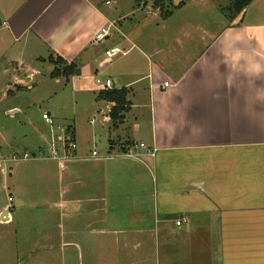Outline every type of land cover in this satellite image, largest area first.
Returning <instances> with one entry per match:
<instances>
[{"label":"crops","instance_id":"crops-1","mask_svg":"<svg viewBox=\"0 0 264 264\" xmlns=\"http://www.w3.org/2000/svg\"><path fill=\"white\" fill-rule=\"evenodd\" d=\"M203 2L211 0H173L169 17ZM105 3L0 0V101L10 99L7 114L26 112L19 91L39 85L36 64L54 68L50 56L77 63L78 74L56 81L92 92L108 114L114 103L98 93L128 89L124 121H103L114 133L105 153L92 156L94 129L84 141L74 119L64 126L75 135V157L60 165L44 153L19 164L15 175L9 166L14 194L0 207V223H14L23 243L34 237L27 216L48 220L50 232L39 226L37 239L50 241L51 264L69 262L68 247L80 248L86 264H264V0H252L215 31L167 17L156 26L159 35L142 16L144 1L127 9ZM103 26L109 35L95 42ZM112 47L123 52L116 61L106 56ZM107 63L117 69L102 84ZM50 130L11 142L5 160L50 150L60 138ZM134 141L155 155H121ZM31 183L39 189L22 194V184Z\"/></svg>","mask_w":264,"mask_h":264},{"label":"rangeland","instance_id":"rangeland-1","mask_svg":"<svg viewBox=\"0 0 264 264\" xmlns=\"http://www.w3.org/2000/svg\"><path fill=\"white\" fill-rule=\"evenodd\" d=\"M105 1L106 0H101V3L106 4ZM110 1L111 4L106 5L107 8L120 5L123 9L132 6L135 7L137 3L139 4L141 1H144V6L148 7H145L146 9L144 10V14L142 12V16H147V19L150 20V26L154 25L151 27L152 30H150V32H153V35L160 34L155 30L156 26L166 20L162 17L161 10L154 6L155 0ZM174 1L178 2L179 0ZM232 1L211 0V2L201 3V5L192 3L178 11L174 18L171 19L169 17L168 19H170V21H168V23L178 24L172 20H176L177 18L178 21H185L187 18V20L196 23L195 25L204 27L205 30L215 31L221 29L229 22V16L233 14L231 9ZM167 4L169 5V3ZM138 15L141 16V12H139ZM132 17H128L125 22L130 24ZM114 39L115 37L110 38L112 42ZM109 42L110 41H107V43ZM119 56L120 54L115 56L113 60L116 61ZM131 56L134 57L135 55L132 54ZM36 65L40 68L41 72V74L37 76V79L40 80L39 85L35 86L33 90L25 88L23 91H19V96L16 98L20 100L21 97H24V101L27 103L26 112L23 111L21 114L9 115L6 113V107L11 104L10 99L4 98L0 101V160L3 161L10 155L11 150L9 144L11 142L16 143L18 138L20 142H22H19L18 145L31 141L33 140V138L30 137L33 136L32 133L34 135L37 133L38 137L39 132L40 134L46 132L50 133V129L56 130L60 134L57 143L61 146L63 134L61 133L60 127H64L66 123L73 124L74 119H76L77 125L81 128V136L84 141L91 138V132L94 129L91 138V149L94 148L100 154L105 153L110 146L109 138L111 135H114L113 131L109 130V123L103 122L102 120V113H107L105 108L106 103L99 102V100L95 99L92 92L73 89L72 85L66 83L64 79L59 82L56 81L55 78L51 77L53 65L50 62L46 61L43 64ZM116 69V66L109 63L101 68L99 77L102 84H105L106 77L115 72ZM13 89L16 91L15 87ZM16 99L14 101H16ZM135 111L137 112V110ZM44 113L50 114L49 116L52 122L44 119ZM93 117H95L96 122L90 124L88 121ZM11 128L13 130L12 132ZM47 147L48 146H45V148ZM141 152L143 155H147L145 150H141ZM44 153L50 154L51 152L47 149ZM23 155L19 154L17 156ZM39 158L44 157H40V154L37 153L36 158L33 157V159L26 161H13L11 158L2 162L5 172L4 178L0 179V207L9 202V193L13 192L12 188H8L12 180L11 174L8 173L9 166L13 168L15 175V170H17L19 164L32 162V160H37ZM11 161L13 162L11 163ZM38 189V186L33 183L22 184V194L23 192L25 194L32 193V190L36 191ZM17 200L14 201V203H17ZM34 210L35 209H32V211ZM26 220H28V223L25 221L29 231L28 234L34 237H30L31 241H24L23 243H21L20 237L22 233H18L17 236L13 230V228L15 229V227H13L14 223H0V264H51L52 249L50 247V241L42 239V237L37 239L39 226L48 229L47 233L50 232L51 227L49 226V221L47 220V223H40L41 221H39V217L36 215H29ZM67 249L70 251L71 260L65 264H86L83 256L80 257L82 253L80 248L68 247ZM178 253L177 249H173V255L178 257ZM176 256L175 258L177 259Z\"/></svg>","mask_w":264,"mask_h":264},{"label":"built area","instance_id":"built-area-1","mask_svg":"<svg viewBox=\"0 0 264 264\" xmlns=\"http://www.w3.org/2000/svg\"><path fill=\"white\" fill-rule=\"evenodd\" d=\"M109 35V29L106 26L101 27L97 33L94 36V41L95 42H100L103 41L106 36ZM123 53L122 50L119 47H112L110 49L106 50V56L107 59L109 61H111L115 56H117L118 54ZM111 81L107 80L106 81V86L105 87H109L110 86ZM170 84L169 81H166L164 83L165 87H168ZM43 117L49 121L52 122L50 116L48 113H44ZM103 121H110V116L109 114H105L102 116ZM95 119L93 118L91 120V122H94ZM60 130L63 131V138H62V144L61 146L57 143V141L55 139H52L51 142V148H50V158L57 160L59 162L60 165H63L64 162L66 160H69L72 157L76 156V149L78 147L75 135L73 133V131L67 127H60ZM141 150H145L147 155H155L156 153V149H150V146H148L146 143L144 142H133L130 144L128 149H125L121 152V155L126 156V157H131V158H136V159H141V156H143V153L141 152ZM40 157L42 156H46L44 154V152H39ZM92 156L97 157L99 156V153L97 150H93L92 151ZM36 157V154H32V153H25L23 156H14L12 157L11 160L16 161V160H26V159H30ZM5 160L1 161L0 160V171H4V168L2 166V162H4ZM10 200H12V198H9ZM180 221H177V224H179Z\"/></svg>","mask_w":264,"mask_h":264},{"label":"trees","instance_id":"trees-1","mask_svg":"<svg viewBox=\"0 0 264 264\" xmlns=\"http://www.w3.org/2000/svg\"><path fill=\"white\" fill-rule=\"evenodd\" d=\"M251 1L252 0H233L231 6L233 15L242 12ZM167 3H169V5ZM154 6L161 10L163 18L172 15L174 9H176L173 0H155ZM49 60L54 64V68L51 72L52 78L57 79L59 77H65V79H69L72 75L80 72L77 63L75 62L69 63L61 57L53 58L52 56L49 57ZM127 95L128 89L125 87L120 89H105L98 93V99L114 103L109 112L110 121L113 127H118L125 119L126 112L128 111ZM123 150L125 149L123 148Z\"/></svg>","mask_w":264,"mask_h":264},{"label":"water","instance_id":"water-1","mask_svg":"<svg viewBox=\"0 0 264 264\" xmlns=\"http://www.w3.org/2000/svg\"><path fill=\"white\" fill-rule=\"evenodd\" d=\"M2 219H4V216H2Z\"/></svg>","mask_w":264,"mask_h":264}]
</instances>
